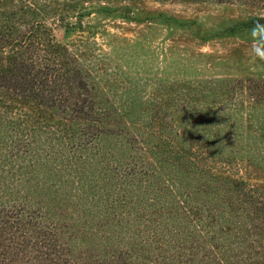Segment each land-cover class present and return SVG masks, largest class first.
Returning a JSON list of instances; mask_svg holds the SVG:
<instances>
[{
  "label": "trees",
  "instance_id": "1",
  "mask_svg": "<svg viewBox=\"0 0 264 264\" xmlns=\"http://www.w3.org/2000/svg\"><path fill=\"white\" fill-rule=\"evenodd\" d=\"M25 2L0 9V264H264V204L252 202L255 189L234 179L195 178L185 187L180 176L163 178L174 203L153 189L161 169L180 174L167 165L188 169V155L237 161L228 122L201 118L196 93L175 105L163 100L160 108L182 131L173 133L177 140L169 131L157 135L154 119L144 118L150 107L133 90L118 102L103 97L109 84L94 80L79 47L71 53L37 19L44 3ZM10 95L53 109L57 126L29 127L23 114L8 112ZM204 124L215 129H194ZM246 138L247 160L264 161V124L256 121ZM245 208L261 212L254 239L261 244L248 261L238 250L239 226L229 237Z\"/></svg>",
  "mask_w": 264,
  "mask_h": 264
},
{
  "label": "rangeland",
  "instance_id": "2",
  "mask_svg": "<svg viewBox=\"0 0 264 264\" xmlns=\"http://www.w3.org/2000/svg\"><path fill=\"white\" fill-rule=\"evenodd\" d=\"M1 1L0 9L6 7L9 12L26 3L25 0ZM38 1L44 3L43 9L47 11L37 19L51 28L56 40L68 44L71 53L74 52L71 46L77 45L83 54L82 61L90 64L94 80L109 84L102 96L118 102L127 99V93L133 90L135 99L150 107L145 110L144 118L154 119L152 129L157 135L169 131L177 140L173 133L182 131L177 123L171 124L167 110L160 108L163 100L175 105L181 98L188 99L196 93L199 96L196 94L197 99L192 103L201 104V118L207 119L210 115V119H214L212 123L217 120L222 125L221 117L228 122V126H223L226 130L229 127L235 136L228 148L238 150L237 161L220 163L188 155L190 160L184 157L185 162L189 161L188 169L183 170L176 163L177 166L167 165V168L179 169L180 174L161 169L153 189L161 188L165 197L174 203L175 197L164 190L163 178L180 176L176 181H181L185 187H192L195 178L212 179L216 185L221 179H234L243 181L246 188L255 189L252 202L261 201L258 206H263L264 161L247 160L252 151L246 145V136L256 121L264 124V90L259 85L250 88L264 82V34L255 37L252 34L255 22L264 24V0ZM60 16L64 18L63 24ZM96 63L101 70L94 65ZM112 76L115 78L111 80ZM249 81L255 82L254 85ZM117 85L127 87L125 94ZM151 92L154 96H150ZM13 96L8 98L11 115L23 114L25 124L34 129L50 124L53 128L57 126L49 116L53 109L31 105ZM194 129L209 135L215 128L204 124ZM180 145L186 149L189 146L185 142ZM136 189L147 196L144 185ZM236 213V223H231L229 237L239 226L238 250L243 253L241 258L248 261L261 244L254 241L260 238L255 226L261 221V212L251 213L245 208Z\"/></svg>",
  "mask_w": 264,
  "mask_h": 264
},
{
  "label": "clouds",
  "instance_id": "3",
  "mask_svg": "<svg viewBox=\"0 0 264 264\" xmlns=\"http://www.w3.org/2000/svg\"><path fill=\"white\" fill-rule=\"evenodd\" d=\"M252 34L254 37L259 34H264V24H261L259 21L255 22ZM262 59H264V57H262Z\"/></svg>",
  "mask_w": 264,
  "mask_h": 264
}]
</instances>
